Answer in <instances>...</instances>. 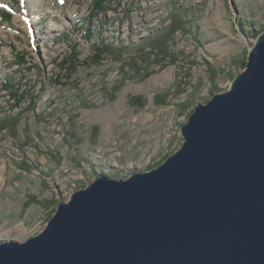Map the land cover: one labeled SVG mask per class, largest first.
<instances>
[{
  "label": "rangeland",
  "instance_id": "374dc122",
  "mask_svg": "<svg viewBox=\"0 0 264 264\" xmlns=\"http://www.w3.org/2000/svg\"><path fill=\"white\" fill-rule=\"evenodd\" d=\"M91 1L0 0V118L23 110L15 132L0 130V242L39 234L98 174L127 179L162 164L264 31V0H107L89 17ZM173 11L183 27L161 51ZM96 44L121 53L96 62ZM6 81L34 107L27 96L15 105Z\"/></svg>",
  "mask_w": 264,
  "mask_h": 264
},
{
  "label": "water",
  "instance_id": "95a60500",
  "mask_svg": "<svg viewBox=\"0 0 264 264\" xmlns=\"http://www.w3.org/2000/svg\"><path fill=\"white\" fill-rule=\"evenodd\" d=\"M245 62L162 164L98 174L39 234L0 242V264H264V31Z\"/></svg>",
  "mask_w": 264,
  "mask_h": 264
},
{
  "label": "trees",
  "instance_id": "16d2710c",
  "mask_svg": "<svg viewBox=\"0 0 264 264\" xmlns=\"http://www.w3.org/2000/svg\"><path fill=\"white\" fill-rule=\"evenodd\" d=\"M16 1V0H14ZM107 0H92L91 4H90V10H89V17H93L96 15V13L101 12L104 9V6L106 4ZM2 16L3 18L9 19L10 15L6 12H2ZM171 20H170V25L168 26V28L166 29L165 33L162 34L158 41H157V46L160 47L161 51H165V44H164V39L166 37H170L171 35H173L177 30L181 29L183 27V24L181 22V20L178 18L176 12H172L171 13ZM85 34H86V38L87 39H91L92 35L90 34L89 30L86 29L85 30ZM77 46H74L72 48V53L70 55V57L68 58V60H74L77 57V51H76ZM93 48L95 49V53L96 55L94 56V60H96V62H99V60L101 59V57L104 54H111L114 53L116 55H120V51H116L113 50L112 48H110L109 46H105L102 45V47H99L98 44L94 45ZM16 63L18 64H26L25 61V56L24 55H17L16 56ZM29 69V68H27ZM233 76H231L230 80H233ZM6 90L8 95L10 96V98H12L14 100L15 105H18L22 99H24V97H30L29 98V102H28V106H27V110H30L34 107L35 105V98L29 93V92H20V90L14 88L13 86H11L9 84V82H4V86H3ZM134 101H140L139 98L137 99H132V102ZM14 106V105H13ZM23 110H20L19 113L17 114H10L12 112H4L3 116L0 118V130H8L11 132H15L17 130V124L19 122V117L20 114L22 113Z\"/></svg>",
  "mask_w": 264,
  "mask_h": 264
}]
</instances>
